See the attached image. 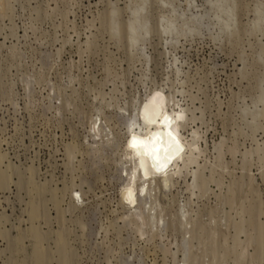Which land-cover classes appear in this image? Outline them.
Returning a JSON list of instances; mask_svg holds the SVG:
<instances>
[{
  "label": "rangeland",
  "instance_id": "374dc122",
  "mask_svg": "<svg viewBox=\"0 0 264 264\" xmlns=\"http://www.w3.org/2000/svg\"><path fill=\"white\" fill-rule=\"evenodd\" d=\"M0 264H264V0H0Z\"/></svg>",
  "mask_w": 264,
  "mask_h": 264
},
{
  "label": "bare ground",
  "instance_id": "6f19581e",
  "mask_svg": "<svg viewBox=\"0 0 264 264\" xmlns=\"http://www.w3.org/2000/svg\"><path fill=\"white\" fill-rule=\"evenodd\" d=\"M177 119L179 118L177 117ZM174 120L175 119H173V122ZM167 123V119H163L154 126L149 125L147 129L132 142L131 148L127 150L128 156L135 162L132 168V173L135 176L133 181L135 188L127 184L123 193V203L129 207H131L130 205H138L139 196L147 193L150 184L155 178H160L162 182L164 181L165 183L175 177V175H178L183 169L188 168L195 157L196 151L200 150V147L197 145V131H194L191 135L189 150L183 144L182 133L179 132L180 128L175 127V129H173L170 125H167ZM177 125L181 127L180 124L177 123ZM170 137L173 138L175 146L173 150L168 151L161 159L160 153L154 149L165 147V142ZM139 179L144 181L140 189L138 188ZM38 197L40 196L38 195ZM37 200L38 199H36V201ZM15 246L16 244L14 248Z\"/></svg>",
  "mask_w": 264,
  "mask_h": 264
},
{
  "label": "water",
  "instance_id": "95a60500",
  "mask_svg": "<svg viewBox=\"0 0 264 264\" xmlns=\"http://www.w3.org/2000/svg\"><path fill=\"white\" fill-rule=\"evenodd\" d=\"M166 146L165 147H159L157 149H154L155 151L157 150L159 153H160V157L162 159V157L168 152V151H171L173 150L174 148V141H173V138L170 137L169 139L166 140Z\"/></svg>",
  "mask_w": 264,
  "mask_h": 264
}]
</instances>
